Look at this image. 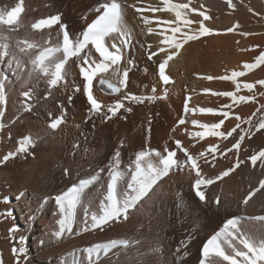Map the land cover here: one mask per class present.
<instances>
[{
  "label": "bare ground",
  "instance_id": "obj_1",
  "mask_svg": "<svg viewBox=\"0 0 264 264\" xmlns=\"http://www.w3.org/2000/svg\"><path fill=\"white\" fill-rule=\"evenodd\" d=\"M117 1L122 5L126 35L115 33L105 41L112 51L113 42L121 48L122 59L94 77L92 91L102 105L100 114L90 111L86 81L80 71L88 66L84 58L89 54V64L100 60L92 45L66 60L63 80L55 86L50 81L55 64L65 58L62 25L67 26L72 44H77L85 27L100 13L95 9L102 10L106 0H23L17 21L13 25L0 23V85L6 99V104L0 105L3 264H17V255L19 264H199L202 259L204 264H230L212 250L204 257L202 249L231 217L238 219L237 231L242 238L256 246L264 244V221L253 219L264 215V190L256 192L247 205L243 203L249 191L264 180V160L258 159L255 165L250 160L264 150V129L258 128L264 117V84L257 83L264 80V64L245 67L256 64L264 52V0ZM20 3L0 0V11L6 15ZM184 4L188 8L180 9L182 16L177 17L171 5ZM201 12L209 17L203 21L211 30L207 34H199ZM54 15L61 16L60 22L33 28L39 20ZM174 27L180 32L173 33ZM183 33L198 38L176 50L177 55L166 66L170 83L165 85L158 61L155 57L150 61L148 56L161 47L172 51L163 41L172 36L181 40ZM47 47L59 50L46 56L44 66L49 71L45 74L34 61ZM125 69L129 70L128 78L122 84ZM234 72L243 75L233 78ZM101 79L120 91L99 84ZM248 83L255 87H244ZM226 92L235 93V98L223 95ZM130 95L143 99H124ZM241 96L253 99L240 100ZM117 101L124 107L111 116L108 108ZM208 108L214 111H201ZM60 117L62 123L51 129L50 123ZM221 120L224 123L213 128ZM233 128L236 131L231 136L217 135ZM240 135L245 138L237 150L232 145ZM26 136L33 138L34 146L20 152L19 145ZM140 151L149 153L141 159L142 167H161V176L153 178L154 186L150 185L151 190L129 210L127 218L122 216L118 222L92 230L85 212L89 217L103 215L114 173H120L116 193L121 205L135 202V193L128 185ZM169 151L176 153L175 163L170 174L162 176L160 160ZM9 152L15 155L5 162L3 157ZM187 156L196 157L199 177ZM238 161L242 163L235 167ZM229 168H234L229 176L202 185L208 202H201L194 193L195 179L216 177ZM83 179H91V184L79 193L72 232H61L55 197ZM216 196L221 198L219 206L212 202ZM7 212L11 215H5ZM85 225L88 230H84ZM13 226L17 231L10 235ZM21 236L26 238V253L15 254L13 247H21ZM233 242L237 251L243 249L238 238ZM221 247L234 254L223 237ZM90 248L95 249L91 256Z\"/></svg>",
  "mask_w": 264,
  "mask_h": 264
},
{
  "label": "snow or ice",
  "instance_id": "obj_2",
  "mask_svg": "<svg viewBox=\"0 0 264 264\" xmlns=\"http://www.w3.org/2000/svg\"><path fill=\"white\" fill-rule=\"evenodd\" d=\"M23 0H21L20 4H17L15 7L11 9V11L5 13L3 11H0V23H4L7 25H13L19 16V14L23 11L22 8ZM229 3H231V0H229ZM172 8L176 9V16L181 17L182 12L180 9L182 8H188L187 4L184 5H171ZM97 12H100V15L97 16V18L86 28V30L82 33V39L78 41L77 44L73 45L70 39L69 32L67 31V26L62 25L63 28V51L65 53V58L61 60L59 63L55 64V71L53 73V78L50 81V84L55 86L57 85L58 81L64 79V75L62 74V70L65 68V62L68 58L78 56L79 53H81L85 48H87L89 45H92L95 49V52L99 55V62L97 63L95 60H92L91 64L88 63L89 56H86L84 58V63L87 64V67H81L80 71L82 74V78L84 81H86L85 90H86V99L88 104L90 105V111L100 114L102 111V105L98 100L94 97L92 86H93V80L94 77L98 73H104L107 72L108 69L112 65H118L119 62L122 59L121 56V48H118L116 43L113 42L111 44V48L115 49V51L110 50L109 46L106 45V38L111 36L112 34L118 33L121 36H125V26L123 24V9L121 3L117 2V0H110V2H104L102 4V10L100 7L95 9ZM138 12L142 11V9H137ZM193 11H196L193 9ZM200 15L203 17V20L200 21L201 28L199 30V34H207L211 30L208 27L203 26V21L208 20L209 17L204 13L201 12ZM61 16L60 15H54L50 16L48 18H44L39 20L38 23L33 25V28L35 29H41L42 27H51L54 24L60 22ZM184 23H190L189 21H184ZM151 32L152 29H149ZM173 33L180 32V29L177 27H174L171 29ZM231 31V29H229ZM196 34L189 35L188 33H183V38L181 40H177L175 36L166 38L163 43L167 44L171 47L172 51H165L163 47L159 48L157 51L152 52L148 59L151 61L155 57L158 61V72L159 76L163 82V84L167 85L170 83V77L166 74V66L169 64V61L173 59L175 55H177L178 49L181 48L182 44L189 41L197 39ZM124 43H127L125 40ZM29 47H32V45H29ZM58 50V49H57ZM160 54H163V58H160ZM46 59V54L41 53L36 61L34 63H38L39 66L42 67L43 72L45 74L48 73L49 69L48 67L44 66V61ZM92 64L95 65V67H92ZM259 64H264V52L260 54L259 57H257L256 64H246L245 67L247 69H252L256 67ZM128 69L124 70V80L122 81V84L127 83L128 78ZM243 75V73L240 72H234L233 78L236 76ZM210 78V77H209ZM101 85L107 84V87L115 92H119L120 88L115 87L112 83L101 79L99 81ZM257 83L264 84V80L258 81ZM244 87L248 89H253L255 87V84L248 83L245 84ZM225 96H233L235 98V93L226 92L223 93ZM264 95V94H262ZM25 97L29 96L28 92L24 93ZM124 99H131L136 102H140L143 98L137 95H130L125 96ZM240 100H252V96H241L239 97ZM6 104V99L4 95V88L3 85H0V105ZM28 110H31L30 106H26ZM124 105L121 101H117V103L108 108V112L111 113V116H115L119 109L123 108ZM261 109L264 110V105L261 106ZM187 110V109H186ZM127 111H131V109H127ZM201 111L206 112H213L214 109L208 108V109H201ZM3 113L0 112V116H2ZM222 115L227 116L228 113H223ZM111 118V117H106ZM63 118H57L54 121H52L49 125V127L53 130L57 129L58 126L62 123ZM183 123V121H181ZM195 123V122H194ZM224 121L221 120L220 124L214 125L213 128H219L221 124H223ZM249 123L251 124V120H249ZM207 127V126H206ZM239 127V125H237ZM259 129H264V117H262L259 120L258 123ZM236 131V128H233L231 131L227 132H219L217 135L219 136H231L233 132ZM245 131H250L245 130ZM197 135H203L202 133H197ZM244 135H240L239 140L236 141L235 144L232 145L235 149H240L241 142L244 140ZM177 145L180 144V141L175 142ZM30 146H34V141L31 136H26L22 139V142L19 145V151L20 152H27ZM215 151V149H213ZM186 154V150H185ZM15 153L9 152L6 156L3 157V160L6 162L8 159L13 158ZM120 153L117 151L115 153L116 164H119V157ZM149 155L148 152L140 151L138 155L136 156V160L134 161L135 169L131 174V183L128 185L129 189L135 193V202L129 203L126 206H122L120 200L117 198L116 193V181L118 176L120 175L119 172H116L111 177V183L108 185V191H107V198L106 202L103 204V215L97 216L93 214L91 217L88 216L87 212H85V221H91V228L92 230H95L97 228H103L105 225L114 222L119 221L121 217L127 218L129 210L134 209L136 207V203L140 201L145 195H147L148 191H150V185L154 186L153 178L156 176H161V171L158 166H154L152 164H149L147 169L143 168L141 165V159L145 156ZM161 154L159 151L156 152V156L159 157ZM176 155L175 152L169 151L168 155L164 156L160 163L163 165L162 167V176H167L170 174V169L175 163L173 160V157ZM187 159L191 160L192 167L197 169V177L200 176V170L197 167L196 163V157L193 156H187ZM258 159L264 160V150L260 151L258 154H254L250 157V160L252 161L253 165H255L256 161ZM242 163V161H238L235 167H239V164ZM132 165H129V168H131ZM234 171V168H229L223 173L219 174L216 177H209L206 180H202L200 178L195 179L194 183V193L196 196L201 200V202H208V198L205 195V192L201 190L202 185H212L215 181L222 180L223 177L229 176V174ZM92 179H95L93 177ZM91 183V180H81L78 184H74L71 188L64 191L62 194L57 195L55 197L56 204L59 209V213L61 215V218L59 219L58 223L60 226V231L63 232L65 229L71 233L72 227L75 222L76 218V208L79 204V193L82 191L84 187L87 186V184ZM261 190H264V180H261L259 182V186L257 188L252 189L249 191L245 199L243 200V203L245 205L248 204V201L252 198V196L256 192H261ZM264 193V192H262ZM23 196V193L17 196V199H20ZM133 196L129 197V199H132ZM45 201H42V203H45ZM4 202H8V198H4ZM214 202L217 206L221 204V198L219 196H216ZM5 215H11L10 212L5 213ZM55 215V213H54ZM253 219L264 221V215L256 216ZM238 221L236 217L229 218L223 227V230L217 234L213 235L210 239L207 240L205 245L202 249V254L204 257H207L209 255L210 250L214 251L216 255L220 258H222L223 261L230 262V264H264V244L260 246L254 245L252 242H250L247 238H242L238 234ZM84 230H88L87 225H85ZM17 231V227L13 226L9 229L10 235ZM223 237L224 240L227 241L228 247L234 252V254H227L224 249L221 247V238ZM239 239V243L243 245L242 250L237 251V245L233 242L235 239ZM25 237H20V244L21 247L18 249L13 247V252L15 254H25L26 253V247H24L25 243ZM41 244H43V241H41ZM90 256L91 253L95 251V249L90 248L87 249ZM237 257H242V260H238ZM0 264H3L2 258H0ZM17 264H19L18 261V255H17ZM210 264H215L214 261H210Z\"/></svg>",
  "mask_w": 264,
  "mask_h": 264
},
{
  "label": "rangeland",
  "instance_id": "obj_3",
  "mask_svg": "<svg viewBox=\"0 0 264 264\" xmlns=\"http://www.w3.org/2000/svg\"><path fill=\"white\" fill-rule=\"evenodd\" d=\"M6 54V51L4 52V55ZM100 84V83H99ZM99 84H98V87L102 90V88L99 86Z\"/></svg>",
  "mask_w": 264,
  "mask_h": 264
}]
</instances>
